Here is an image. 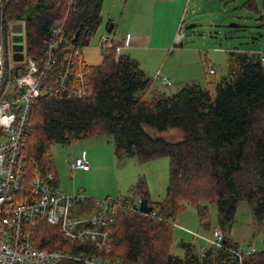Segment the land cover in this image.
Listing matches in <instances>:
<instances>
[{
    "label": "trees",
    "instance_id": "16d2710c",
    "mask_svg": "<svg viewBox=\"0 0 264 264\" xmlns=\"http://www.w3.org/2000/svg\"><path fill=\"white\" fill-rule=\"evenodd\" d=\"M101 5L102 0H3L2 19L5 31L13 23H22L27 55L40 54L53 36V26L64 20L56 65L63 71L69 43L84 58L82 49L102 20ZM243 6L260 11L253 0ZM261 18L264 22V13ZM102 55V62L93 66L84 58L87 96H69L63 86L33 103L22 148L23 187L29 186L36 169L55 170L53 143L108 135L118 159L133 156L145 162L168 157V183L161 202L151 201L141 177L130 189L131 195L142 199L141 210L156 215L116 213L109 226L112 242L106 256L122 264H224L229 253L204 241L198 248L180 241L184 255H174L176 226L172 222L179 210L192 205L205 225L209 213L204 202H208L216 205L223 226L233 220L237 204L246 201L254 222L264 224V66L260 53L235 47L228 51L227 74L212 88L210 83L202 87L191 81L172 94L154 88L156 78L129 55L116 56L114 47ZM171 130L181 135L168 138ZM86 200L94 205L95 199ZM40 225L44 229L40 246L57 247L64 242L54 226ZM243 264H264V250L246 256Z\"/></svg>",
    "mask_w": 264,
    "mask_h": 264
},
{
    "label": "built area",
    "instance_id": "2783aa9c",
    "mask_svg": "<svg viewBox=\"0 0 264 264\" xmlns=\"http://www.w3.org/2000/svg\"><path fill=\"white\" fill-rule=\"evenodd\" d=\"M2 8L3 0H0V264H122L119 259L106 256L112 242L109 226L118 212L155 216L154 211L141 210L140 197L106 196L95 199L91 207L83 191L64 193L60 189L55 170L36 169L29 186L22 185L26 171L22 148L35 100L63 86L67 87L69 96L83 98L89 92L82 77L85 60L73 43L65 49L69 55L65 57L67 63L63 71L56 69L64 20L53 26V36L38 55H27L22 29L23 58L15 63L16 60L9 57L10 47L11 54L14 52V31L12 24L5 31ZM180 38L177 34L176 42H180ZM98 46L102 52L114 47L116 56L121 54L112 30L100 37ZM260 57L264 66L263 52ZM210 72L215 73V69L210 68ZM154 77L162 85H171V80L159 71ZM67 164L71 172L90 167L83 157H76ZM41 223L54 226L64 242L57 247L40 246L44 237ZM172 224L184 229L177 220ZM192 234L205 245L228 252L224 264H243L246 256L256 252L252 245H227L218 228L212 229L210 237ZM199 251L203 255L204 247Z\"/></svg>",
    "mask_w": 264,
    "mask_h": 264
},
{
    "label": "rangeland",
    "instance_id": "374dc122",
    "mask_svg": "<svg viewBox=\"0 0 264 264\" xmlns=\"http://www.w3.org/2000/svg\"><path fill=\"white\" fill-rule=\"evenodd\" d=\"M124 1L103 0L100 10L102 20L82 49L88 65H98L102 62V50L98 46L100 37L107 32V23L119 17ZM247 1L185 0L182 5L173 1L157 6L148 25L144 21V29L151 38L150 44H160L162 40L159 39L163 41L167 39L171 33L170 24L178 16L175 40L168 45V51L164 55L165 59L174 52V56L165 67L176 72V77H170L171 85H162L153 80V87L167 94L176 92L183 83L191 81L198 82L202 87L210 83L209 86L212 88L214 83L228 72L229 50L237 47L264 53V22L261 18V14L264 13V0H253L259 12L255 8L244 7L243 4ZM114 23L117 24V21ZM119 32L121 33V28ZM177 34L181 36L180 42H176ZM13 56L14 52L11 54L10 47L11 60L14 59ZM149 56L147 52L142 53L144 64H148ZM18 62L20 60H16L15 63ZM155 64L157 62L154 61L149 67L154 68ZM162 64L156 65V68L160 69L159 72H163ZM156 68L154 70H157ZM210 68H214L215 73H211ZM180 133L171 130L166 136L176 139ZM51 150L58 185L64 193L81 190L87 197L97 199L106 196H131V187L141 177L146 182L152 202H161L164 199L169 175L168 157L145 162H140L133 156L118 159L114 155L112 139L108 135L82 138L70 144L53 143ZM78 156L87 158L91 169L88 171L77 169L71 172L67 161ZM204 204L209 213L205 225L200 223L195 206L186 205L178 211L177 221L188 232L178 227L174 228L171 247L174 255L179 257L184 255L180 241L190 242L195 248L204 245L203 240L192 233L210 237L213 228L220 229L232 247L252 245L258 252L264 250V224L258 225L254 222L252 210L246 201L237 204L233 220L223 226L218 222L216 205L208 202Z\"/></svg>",
    "mask_w": 264,
    "mask_h": 264
},
{
    "label": "crops",
    "instance_id": "0c3cea01",
    "mask_svg": "<svg viewBox=\"0 0 264 264\" xmlns=\"http://www.w3.org/2000/svg\"><path fill=\"white\" fill-rule=\"evenodd\" d=\"M173 1L179 2V5H182L185 0H125L124 4L121 6L119 17L117 16L113 18L114 21L111 23L110 22L107 23L106 26V30H107L109 25L112 24L111 30L114 33L115 44L118 47H120L121 54H127L131 58L135 59L139 63L140 67L150 77H153L154 73L160 70L156 68L157 67L156 65H159L160 63L162 64V61H163L162 64L163 72L160 73L162 75L167 76L169 79L176 77V72L165 67L168 61L174 56V52L171 56H166L165 59H164V55L168 51L167 50L168 45L175 40L174 33L177 25L178 16L170 24L171 25L170 35L164 41L163 39H159L162 40L160 44L157 43L150 44L151 38L150 36L147 35L144 29V21L147 22L148 25V21L151 17H153V14L156 12L157 6H161L166 2H173ZM179 10L180 9H178V11ZM125 15L126 18L125 21H123ZM115 21H117V24L114 23ZM120 28H121V33L119 32ZM117 33L119 34V37L116 38ZM143 52L144 53L147 52L150 55L148 64H144L143 62L142 59ZM154 61L157 62V64H155L154 68L152 67L150 68L149 67L150 64ZM155 68L157 70H154ZM154 81H157L160 84L159 80L154 79ZM84 159L88 161L87 158ZM89 169H91V167H89L87 170H83V169H78V170L88 171ZM92 198L97 199L94 197Z\"/></svg>",
    "mask_w": 264,
    "mask_h": 264
},
{
    "label": "water",
    "instance_id": "95a60500",
    "mask_svg": "<svg viewBox=\"0 0 264 264\" xmlns=\"http://www.w3.org/2000/svg\"><path fill=\"white\" fill-rule=\"evenodd\" d=\"M112 28V24L109 25V27L107 28V31H110ZM22 29H23V25L22 23H14L12 24V30L14 31V34L12 35V40H13V45L12 48L14 50V60H22L23 58V54L21 52L22 48H23V44H22ZM80 29H78V31L76 32V36L78 35ZM234 264V263H233Z\"/></svg>",
    "mask_w": 264,
    "mask_h": 264
},
{
    "label": "bare ground",
    "instance_id": "6f19581e",
    "mask_svg": "<svg viewBox=\"0 0 264 264\" xmlns=\"http://www.w3.org/2000/svg\"><path fill=\"white\" fill-rule=\"evenodd\" d=\"M122 263V262H121Z\"/></svg>",
    "mask_w": 264,
    "mask_h": 264
}]
</instances>
